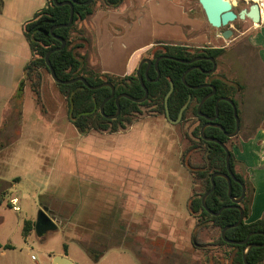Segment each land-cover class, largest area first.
<instances>
[{"label": "rangeland", "instance_id": "374dc122", "mask_svg": "<svg viewBox=\"0 0 264 264\" xmlns=\"http://www.w3.org/2000/svg\"><path fill=\"white\" fill-rule=\"evenodd\" d=\"M48 1L0 0V243L13 245L1 250L0 264H53V254L65 250L75 264H93L88 250L107 251L101 264H233L235 249L216 244L220 229L202 225L190 211L191 198L204 190L199 172L207 163L192 109L174 123L143 106L125 129L83 134L50 71L25 73L33 54L24 25ZM96 2V9L105 6V0ZM232 2L236 11L253 3ZM254 25L232 22L230 46L212 74L233 86L240 132L246 117L264 105V70L249 44L250 31L241 35ZM71 37L84 45L77 52L88 73H106L105 54L83 21L76 22ZM155 38L148 26H136L112 48L114 67L124 66L133 47ZM200 46L213 44L191 48ZM40 211L53 226L41 225ZM26 220L32 223L27 236Z\"/></svg>", "mask_w": 264, "mask_h": 264}, {"label": "trees", "instance_id": "16d2710c", "mask_svg": "<svg viewBox=\"0 0 264 264\" xmlns=\"http://www.w3.org/2000/svg\"><path fill=\"white\" fill-rule=\"evenodd\" d=\"M66 0H57L58 3ZM79 2H85L87 0H77ZM123 0H105V6L110 8L118 7ZM97 6L96 0H93L90 4H75L74 5V20L69 27H60L54 30L57 36L66 40V46L60 51H55L50 56V61L55 69L56 75L62 80H69L79 76L85 77V79L91 85H98L105 81L112 82L115 86V97L119 94H128L134 98H143L145 95L144 88L142 87L140 80L137 76V69L129 75L119 76L110 73L103 72H90L84 66V56L77 52L79 47H83V43H73L71 37V31L77 21L85 20L89 16L95 13ZM71 8L69 5H57L53 0H49L48 3L38 11L34 13L31 20L24 25V34L29 42L33 59L26 65L25 73L30 74L32 70H37L40 67H45L48 71L49 68L46 64V55L51 49H55L61 45V42L52 35L51 28L57 24L68 23L70 18ZM193 50L189 46L184 45H170L164 44L158 48L153 56V62L161 55H168L175 58L189 60L196 56H207L218 59L221 54L226 50L224 47L215 48L211 46H205L196 48ZM193 65L200 66L201 69L195 68L186 75V81L192 86H198L201 84L209 83L216 87L217 92L214 96L208 98L201 108V112L207 116L216 115V101L219 97L225 96L232 98L235 91L233 86L223 78H213L212 74H208L205 71L210 70L213 67V62L206 59L194 62L192 64L182 63L173 59H162L159 62L158 70L161 75L157 81H148L144 79V83L149 91L147 100L142 103L134 102L128 98H120L121 111L120 114L114 119H108L101 114L100 105L102 101L111 94L110 87H102L99 89H90L82 81H77L71 84L58 83L62 93L69 101V113L70 119L78 130L86 134L92 130H100L103 132H117L125 129L128 124L132 122V115L141 112V107H152L159 114L166 115L165 108V96L171 88V82L174 83V90L169 97L168 107L170 116L172 119H177L181 108L188 102L189 97L191 100L188 107L184 111L183 119H185L187 112L192 109L194 115L199 120V126L195 130V134L198 136L200 142L206 146V169L199 172L201 178L204 179V190L201 194L193 196L189 202L190 211L194 216H197L201 224L207 225L212 223L216 227L222 229L228 225H232L238 222L240 217V211L236 208H227L222 211L219 216L210 214L202 205L203 195L211 188V175L216 171L226 172V152L224 148L212 141H206L202 139L200 129L207 120L198 114L197 107L208 93L212 91L210 87H204L200 89H191L187 87L182 81V75L184 72ZM147 64L143 65L141 70L144 76ZM94 73V74H92ZM158 75V71L154 65L148 70V78L154 79ZM115 97L106 102L104 112L106 115H114L117 112V105ZM233 99V98H232ZM236 105L235 100L233 99ZM237 106V105H236ZM237 109V113H238ZM220 124L225 131L221 128L209 126L205 130V134L208 137L217 138L222 141L230 151V166L235 174L236 178L240 182L232 181V196L240 197L242 194V184L246 186V197L240 203V206L244 210L243 222L226 231V237L235 240L242 241L251 232H258L253 234L249 243H264V216L256 221L249 222L248 218L251 212V204L253 201L254 186L250 182L249 177L245 171V168L240 170L237 168L238 160L233 152V145L238 144L240 136L228 137L225 132L233 133L236 129V119L234 115L233 105L227 101H220L219 103V115L215 120ZM215 190L207 197L206 203L209 209L217 212L223 206L233 205L234 203L228 194V183L225 178L217 177L215 179ZM1 203V201H0ZM42 226L49 227L54 224L50 221ZM32 229V223L29 220L25 221L24 234L27 236ZM216 244L231 246L235 249L233 264H245L243 260V251L246 245L230 244L223 240L220 233L219 238L216 240ZM13 245L1 244L0 252L2 249H12ZM92 255L94 261H98L104 254V252L93 253L88 250ZM248 262L250 264H264V247H254L248 252Z\"/></svg>", "mask_w": 264, "mask_h": 264}, {"label": "crops", "instance_id": "0c3cea01", "mask_svg": "<svg viewBox=\"0 0 264 264\" xmlns=\"http://www.w3.org/2000/svg\"><path fill=\"white\" fill-rule=\"evenodd\" d=\"M238 1L244 3L245 0ZM83 24L94 36V45L105 54V57L102 55L103 71L119 76L133 73L142 58L146 57L151 50L158 49L164 44L194 47L202 43H211L215 48L230 46L229 41L222 36L224 29L211 26L202 7L200 9L196 7L193 0H123L116 8L107 6L97 8L94 14L83 20ZM142 25L152 29L156 37L155 42L150 40L133 47L128 52L124 66L117 70L114 67L115 57H112L114 55L112 48L115 45L118 47L119 41L128 39L136 26L141 27ZM208 27L213 28L214 34L208 35ZM248 31H250L249 44L255 48L259 63L264 70V22L255 24L241 35ZM127 43L128 45L124 46L125 52L130 40ZM109 48L112 50H108ZM105 58L109 60V65ZM238 135L240 136L239 142L233 145V152L238 160L237 168L239 170L245 168L254 186L251 212L248 218L249 222H253L264 216V105L260 111L256 110L254 114L246 117V124ZM65 251L53 254V257L67 256L75 264L68 250ZM87 253L93 260L92 255ZM106 256L107 251L98 261H93V264H101Z\"/></svg>", "mask_w": 264, "mask_h": 264}, {"label": "water", "instance_id": "95a60500", "mask_svg": "<svg viewBox=\"0 0 264 264\" xmlns=\"http://www.w3.org/2000/svg\"><path fill=\"white\" fill-rule=\"evenodd\" d=\"M53 1L55 3H57V5H69L70 8H71V12H70V18H69L68 23L57 24V25H54L51 28L52 35L54 37H56L61 42V45L59 47H56L55 49H51L47 53L46 58H45L46 59V64H47V67L50 70L51 76H52L53 80L56 83L71 84V83H75L77 81H82L90 89H99V88H102V87H110L111 88V94L108 97H106L102 101V103L100 105L101 114L104 115L108 119H114L120 114V111H121L120 98L121 97L128 98V99H130V100H132L134 102H137V103H142L145 100H147V98L149 96V91H148V88L146 87V85L144 83V79H146L148 81H157L160 78L161 73L158 70V65H159L160 60H162V59H173V60H176V61H179V62H182V63H186V64H192V63L200 61V60L208 59V60L213 62V67H212L211 70H208V71H205V72L210 74V73H212V72H214L216 70L217 64H216V61H215L214 57L196 56V57H194L192 59L185 60V59L175 58V57L168 56V55H161V56L157 57L154 62L150 58H145V59L140 61L139 65L137 67V76H138V78L140 80V83H141V85H142V87L144 88V91H145V95H144L143 98H134V97H132V96H130L128 94H125V93L119 94V95H117L115 97V86L113 85L112 82H109V81H105V82L100 83L98 85H91L85 79V77H83V76H79V77H76V78H73V79H69V80H62V79L58 78V76L56 75L55 69L53 68L52 63L50 61V56H51V54L53 52L60 51V50L64 49L65 46H66V40L63 39L60 36H57L54 33V30L57 29V28H60V27H69V26L72 25L73 20H74V5L75 4H79V5L80 4H85V5H87V4L92 3L93 0H87L85 2H79L77 0H66V1L61 2V3H58L57 0H53ZM198 1H199L200 5H201L202 9L204 10L206 18H207L208 22L211 24V26H213L215 28H218V29L225 28L224 31L222 32V36L225 39H228L229 37H231L233 35L234 31L231 28V24H232V22H234L237 19H240V20L250 19L254 24H260L261 23L260 5H259L258 2L251 3L248 8L241 9L239 11V13L237 14L235 12V10H234V3L232 2V0H198ZM145 63L147 64V67H146V70H145V73H144V76H143L142 73H141V70H142L143 65ZM152 65H154L155 68L157 69L158 75L154 79H149L148 78V70L150 69V67ZM195 68L201 69L200 66H196V65H193L192 67L188 68L184 72V74L182 75V81L187 87H189L191 89H200V88H204V87H210L212 89V91L210 93H208L205 97L202 98V100L200 101V103H199V105L197 107L198 114L201 117H204L207 120V122L202 125V127L200 129V134H201L202 139H204L206 141L216 142V143L220 144L224 148V150L226 152V167H227V171L226 172L216 171V172H214L211 175L210 180H211L212 186L203 195V197H202V205H203L204 209H206V211H208L210 214H212L214 216H219L222 213V211L227 209V208H236V209H238L240 211V217H239L238 222L235 223V224L228 225V226L224 227L222 229L221 235H222L223 240L225 242H227V243L237 244V245H246V247H245V249L243 251V260H244L245 264H250L248 262V259H247L248 252L254 247H264V243H260V244L259 243H249L250 237L253 234H256L258 232L249 233L247 235V237L244 240H242V241H235V240H231V239L226 237V231L228 229L240 225L243 222V220H244V210L240 206V203L246 197V186H245V184H242V194L240 195V197L236 198V197L232 196V181L234 180V181L240 182V180H238L236 178L235 174L233 173V171L231 169V166H230V156H231L230 151H229L228 147L222 141H220L217 138L208 137L205 134V130L209 126L218 127V128H221L223 131H225V129L220 124L216 123L215 120L217 119V117L219 115V103H220V101H227V102H229V103H231L233 105L234 115H235V119H236V129H235V131L233 133H227V132H225V133H226V135L228 137H231V138L237 136L239 134V132H240V119L238 117L237 108H236V105L234 104L233 99H231L230 97L221 96L216 101V106H215L216 115L210 117V116H207V115L203 114L201 112V108H202L203 104L206 102V100L208 98H210V97H212V96H214L216 94L217 89H216V87L214 85L209 84V83L201 84V85H198V86H192V85L188 84L187 81H186V75L191 70H193ZM173 90H174V83L171 82V88L168 91L167 95L165 96V108H166V116H167V118H169L171 121L176 123V122L180 121L181 118L183 117L184 111L188 107L189 102L191 100V97H189L188 102L181 108V110L179 112V115H178V118L177 119H172L171 116H170V112H169L168 102H169V97L172 94ZM114 97H115V102H116V105H117V112L114 115H106L105 112H104L105 104H106V102H108L110 99H112ZM217 177H222V178L226 179V181L228 183V194H229V197H230V199L232 200V202L234 204L233 205L223 206L219 211L215 212V211H213V210L208 208L206 200H207V197L215 190V187H216L215 179ZM39 221L42 224H47L48 222H50V218L48 216H46L44 211H40ZM262 234H264V233H262ZM54 264H73V261L70 258H68L67 256L57 255V256L54 257Z\"/></svg>", "mask_w": 264, "mask_h": 264}, {"label": "built area", "instance_id": "2783aa9c", "mask_svg": "<svg viewBox=\"0 0 264 264\" xmlns=\"http://www.w3.org/2000/svg\"><path fill=\"white\" fill-rule=\"evenodd\" d=\"M252 2H258L259 5H260V14H261V23L264 22V19H263V14H264V0H251ZM12 204H13V208L15 210H19V208L16 206V204L18 203L17 201V198H13L12 200Z\"/></svg>", "mask_w": 264, "mask_h": 264}, {"label": "flooded vegetation", "instance_id": "af4514ba", "mask_svg": "<svg viewBox=\"0 0 264 264\" xmlns=\"http://www.w3.org/2000/svg\"><path fill=\"white\" fill-rule=\"evenodd\" d=\"M234 10H235V9H234ZM235 12H236L237 14L239 13V11H236V10H235ZM246 20H250V19H246ZM250 21H251V20H250ZM223 29H225V28H223ZM223 31H224V30H223ZM223 31H222V32H223ZM145 58H150V57H147V56H146V57L142 58V60L145 59ZM150 59H151V58H150ZM215 61H216V64H217L218 59H215ZM145 64H146V63H145ZM196 66H197V65H196ZM211 69H212V68H211ZM211 69H210V70H211ZM216 70H217V66H216ZM216 70H215V71H216ZM207 71H208V70H207ZM215 71H214V72H215ZM214 72H212V73H210V74H213Z\"/></svg>", "mask_w": 264, "mask_h": 264}, {"label": "bare ground", "instance_id": "6f19581e", "mask_svg": "<svg viewBox=\"0 0 264 264\" xmlns=\"http://www.w3.org/2000/svg\"><path fill=\"white\" fill-rule=\"evenodd\" d=\"M235 1V0H234ZM263 19H264V14H263Z\"/></svg>", "mask_w": 264, "mask_h": 264}]
</instances>
